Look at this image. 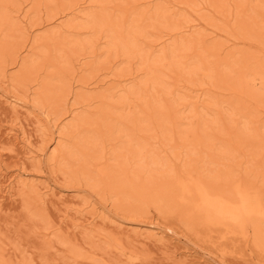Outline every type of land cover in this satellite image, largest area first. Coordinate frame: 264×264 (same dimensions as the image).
Wrapping results in <instances>:
<instances>
[{"label": "bare ground", "instance_id": "1", "mask_svg": "<svg viewBox=\"0 0 264 264\" xmlns=\"http://www.w3.org/2000/svg\"><path fill=\"white\" fill-rule=\"evenodd\" d=\"M24 2L31 9L28 14L27 9L21 12ZM171 2L170 7L155 0H0V79L22 90L34 85L32 106L47 123L70 120L57 127L56 148L48 158L59 160L58 169L70 181L108 197L128 216L144 215L150 208L186 222L226 227L220 202L238 199L233 197L238 172L247 177V189L254 182L264 185V120L259 118L264 111V61L246 51L224 54L223 45L206 41L202 28L188 34L191 22L176 6L195 11L197 0ZM202 3L222 17L233 10L235 27L246 41L264 39V0ZM8 66H17V74L8 76ZM104 77L112 80L107 86L98 84ZM224 92L232 96L222 98ZM11 108L17 114L24 107L13 103ZM176 162L198 191L190 185L184 189L185 183V191L179 189ZM236 194L240 199V192ZM248 196L243 197L247 202ZM83 201L95 214V206ZM40 202L33 191L24 207L31 226L26 228L33 234L49 228ZM253 215L252 223L246 220L250 216L241 215L227 225L242 234L249 227L253 242L264 251V205ZM163 236L148 233L143 238L161 241ZM46 237L41 247L54 249ZM62 244L64 257L84 259L85 249L66 240ZM5 245L0 244V264H28L18 262L24 257L18 247L20 253L7 255Z\"/></svg>", "mask_w": 264, "mask_h": 264}, {"label": "rangeland", "instance_id": "2", "mask_svg": "<svg viewBox=\"0 0 264 264\" xmlns=\"http://www.w3.org/2000/svg\"><path fill=\"white\" fill-rule=\"evenodd\" d=\"M155 1H163V3L168 4L170 7L173 5L171 4V0ZM202 1L200 2V0H197L196 2L197 6L194 8L196 14L192 9H188L184 6H176L178 12L188 18L189 24L191 22L189 26H191L193 30L189 29L188 34L194 33L195 27H197V31L202 28L201 30L204 31H199L200 33L202 32L201 34L204 35V37L208 38H205L206 41L214 43L216 41V43L223 45L221 48L223 47L222 52L224 54L228 51H233V53L234 51L235 53L236 51L238 53L241 51V54L247 55L248 53L251 57L253 56L258 60L264 61V46L260 45V41L261 44H264V39L255 40L254 38V41L252 37V39L248 37L247 39H251V43L248 40L246 41L245 37L247 36L243 35V33L235 27L233 10H231L229 15L222 17L214 13V11L203 4ZM20 2L21 1L18 3ZM26 4V2H24V4L21 3L20 6L24 5L22 6L23 8L21 7V12H25L27 9L26 14H28L31 9L27 7L28 4ZM24 9L25 11H23ZM201 10L203 11L202 13L199 12ZM204 14L208 17V20L212 22L210 23L211 25L207 19H204ZM199 15L200 18L198 17ZM189 17H191V19ZM226 17L230 18L227 19ZM202 19L204 20L202 21ZM216 19L218 21H216ZM205 21L208 24H206ZM215 21L217 24H215ZM212 26L215 29L210 28ZM225 31H228V35ZM34 33L35 32H33L32 35ZM206 33H209L208 36ZM231 36L233 37L231 38ZM224 40H226L227 43ZM224 44L228 45L225 46ZM231 46H234L233 48L235 50L231 49ZM237 48L241 49L239 50ZM255 52L259 54V56ZM233 53H231V55H233ZM4 65L6 64L4 63L3 66ZM6 69L8 76H13L17 74L18 67L8 66ZM5 80L6 79H0V95L5 98H0V244L5 245V243H8L6 244L8 245L7 248L5 247L8 250L5 252H8L7 255H10L16 250L15 248L18 247V250L24 253V257H22L20 261H18L19 259L17 260V258L16 260L28 264H44L45 262L47 264H96L95 261H97V264H264V251L261 248L260 250L253 242L251 229L248 227L246 233L242 234L238 232V229L236 230L235 227L231 230V227L227 225L228 220L231 222V220L234 219L236 222L241 215L244 218L250 216L247 219L245 218L247 222L252 223L255 221V219H253L255 215L253 214L257 212L259 207L264 205L262 204V201H264V185H262V187L256 182L258 184V189H256L257 185L254 182L256 188L248 187L249 189H247L245 187L246 185L249 186L247 177H245L242 171H240V173L238 172V178L233 183V192H240L242 196L239 199V195L235 193L233 197L237 195L236 198L238 199H235L237 202L232 200L233 202L231 203L229 199L220 202V206L223 204L221 209L223 208L222 216L224 221H226V227L224 223L202 226L197 222L183 221L175 215L163 216L150 208L144 215H125L115 208L113 201L108 197L98 196L94 189L92 190L84 186H82V188L80 187V183L77 184L70 181L66 175L58 169V159L53 162L48 160L50 152L56 148L57 137L55 136L58 131L56 130L57 127L68 123L70 120L68 121V119H66L64 121L59 120L47 123L42 112L32 106L34 100L33 92L36 87L30 85V88L28 86L27 90H22L15 87L14 82ZM101 80L99 78V82H101L98 84L104 85V83H106L105 86L108 85L107 83L109 81H112L110 77H104L101 78ZM256 87H260L259 80H256ZM221 94L220 96L225 99L232 96L230 92ZM17 99L18 101H16ZM13 103L24 107L23 110H20L21 113H17L18 115L15 114L11 108V104ZM259 114L261 115L259 118L264 120V111ZM102 164L103 168L107 166L105 160ZM176 165V174L178 175L177 185L179 189L183 191L181 183H185L183 185L184 189H188V185H190V188L198 191L194 179L186 175V172L181 169V164L179 162H176ZM244 183H246L245 186ZM33 191L39 193L41 201L40 208L44 210V214L47 216L49 222V228L46 231L39 230L36 231V234L30 233L29 229L26 228L28 225L26 222L28 216L24 209L27 196L33 193ZM243 192H246V194ZM242 193L245 196H243ZM255 195H259V197H254ZM246 196H248V198L250 197V201L249 199L248 202L245 200ZM260 196L262 197L260 198ZM243 197L245 199H243ZM241 198L246 202H243ZM83 200L91 202L95 206L97 209L95 214H92L90 206L84 203ZM252 200H254L253 203ZM238 202L240 203L238 204ZM259 202H261V204ZM236 204L239 205H237L238 208ZM232 205L236 207L233 208L234 206ZM247 205L250 206L248 208L252 210L248 209L249 211H246ZM230 207L234 209V211L237 209L236 211L238 212H230ZM255 207L256 209L254 210ZM238 209H243L244 213L246 211L247 214L250 211L254 212L246 215V213L244 214L243 211ZM241 212L242 214L239 215ZM101 213L106 217L105 219L102 218L103 216ZM235 215L236 217H234ZM237 216L238 219H236ZM234 221L232 220V225ZM27 227L31 228V226ZM39 227H41V225ZM99 232L102 235H100ZM148 233L164 234L165 239L163 236L164 240L148 241L143 238ZM43 237H46V240H53L54 249H47L48 251L43 250V246L41 247V242L45 239ZM65 240L66 242L68 241L69 244L74 242V244H76L75 246H78V248L85 249V251L83 250L85 253H80L82 256L85 255L84 259L83 257L82 259L79 257H77L78 259H68L69 257H66V247L62 244V241ZM10 246H12V248H10ZM89 246L91 250L96 251H94L95 254L93 252L94 255L90 251ZM95 247L97 249H95ZM19 251L16 250L15 253L18 254L20 253ZM65 254L66 256L64 257ZM14 255L16 256V254ZM97 256L99 259H97ZM90 257L97 260H93ZM43 261L44 263H42Z\"/></svg>", "mask_w": 264, "mask_h": 264}]
</instances>
